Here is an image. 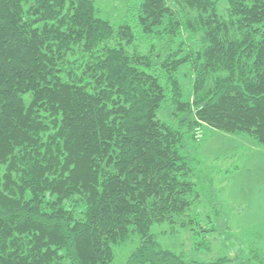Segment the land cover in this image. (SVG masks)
Segmentation results:
<instances>
[{
  "label": "trees",
  "instance_id": "obj_1",
  "mask_svg": "<svg viewBox=\"0 0 264 264\" xmlns=\"http://www.w3.org/2000/svg\"><path fill=\"white\" fill-rule=\"evenodd\" d=\"M203 125L264 144V0H126L120 24L96 0H0V264H108L132 235L122 264H255L152 231L221 236L194 209Z\"/></svg>",
  "mask_w": 264,
  "mask_h": 264
},
{
  "label": "rangeland",
  "instance_id": "obj_2",
  "mask_svg": "<svg viewBox=\"0 0 264 264\" xmlns=\"http://www.w3.org/2000/svg\"><path fill=\"white\" fill-rule=\"evenodd\" d=\"M224 10L226 0H217ZM98 13L114 24L125 20L126 0H96ZM184 97L193 94V78L183 68L179 72ZM164 120L167 112L160 113ZM195 166L191 178L199 197L194 209L220 224L221 236L213 249L200 250L190 230L169 222L155 223L152 231L163 246L182 252L189 260H211L225 254L252 257L259 264L264 256V144L247 133H230L203 125V146L193 153ZM216 210L218 213H216ZM138 244L132 235L115 246V257L108 264H122Z\"/></svg>",
  "mask_w": 264,
  "mask_h": 264
}]
</instances>
